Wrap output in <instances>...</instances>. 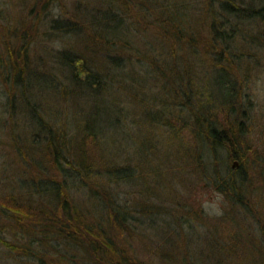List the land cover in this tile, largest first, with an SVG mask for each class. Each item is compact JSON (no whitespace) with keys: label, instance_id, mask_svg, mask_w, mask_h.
Instances as JSON below:
<instances>
[{"label":"trees","instance_id":"obj_1","mask_svg":"<svg viewBox=\"0 0 264 264\" xmlns=\"http://www.w3.org/2000/svg\"><path fill=\"white\" fill-rule=\"evenodd\" d=\"M106 1L107 10L100 12L97 9L83 15L89 27L81 24L78 18H55L48 24L51 34L84 37L85 33H90L89 29L93 30L90 37L94 44H87L84 52L94 55L99 65L85 54L67 49L50 52L48 59H51L52 67L40 61L33 68L25 46L19 48L16 45V51L8 48V52L0 54V78L7 90L4 94L5 110L13 120L11 138L17 154L22 160L27 159L35 171L33 176L20 177L17 186L28 181L29 185L22 193L37 200L34 207L27 201L23 203L11 196H0V243L30 264H148L142 262L139 249L134 246L138 241L145 244L142 232H139L142 222L119 200L116 192L117 184L129 181V171L123 165L117 168L102 158L105 151L100 140L109 139L113 132L122 130L123 124L119 121L123 109L117 108L115 114L107 113V118L103 119L100 116L102 106H95L94 112L87 110V116L83 114L80 118L83 125L76 127L78 116L74 122H65L59 121L57 113L46 112L50 103L44 104L40 100L47 95L55 102L56 108L59 106L57 99L65 98L67 107L82 115V103L75 101L77 97L95 99L91 102L96 103L108 91L112 93L121 89L119 93H129V82L132 81V86L140 85L143 79L134 80L148 69L151 78L161 81L163 99L158 104L159 113L169 115L174 111V114L183 116L188 112L197 138L210 146L216 160L217 151L221 149L229 162L239 159L244 163L245 152L237 157L233 150L250 149L243 136L236 133L233 120L226 117L216 122L209 118V110L215 103L220 104V108L232 104L228 109L230 115L240 113L243 84L232 78V72L223 64L233 65L243 60L238 47L239 44L248 46L251 36L242 34L240 25L255 18L264 22V10L245 6L239 0H202V10L212 23L197 26L191 22L187 28L180 24L187 21V4L180 5L177 0L156 3L160 9L149 8L145 5L146 0H119L118 6ZM46 7L41 12H45ZM132 16L139 20V24L129 23L127 18ZM143 24L146 27L143 28ZM94 30L98 33H92ZM153 31H156V39L144 40L145 34ZM22 32L18 41L30 42L28 33ZM161 38H164L162 44ZM142 42L144 46H141ZM208 65L213 67L212 71L217 66L214 76L199 78L195 70L199 66L207 70ZM204 92L209 98L202 102ZM75 103L79 105L77 109ZM21 108V118L29 129L28 133L19 129L20 117L17 118ZM104 110L108 112V109ZM117 121L120 128L116 126ZM240 125L242 131L243 125ZM75 135H79L78 141L73 138ZM80 140L84 141V147H79ZM29 141L39 146L44 154L48 152L47 158L42 160L44 162H37L34 155L27 158L28 151L26 153L19 145L28 149ZM91 148H94L93 152ZM97 154L104 160H97ZM233 167L228 168L227 176L213 172V182L217 191L230 202L247 205L243 194L251 176L246 168ZM77 187L91 190L89 206H81L73 199L71 192ZM185 238L178 239L180 244H185ZM229 240L234 241L228 244L230 251L227 255L236 251L237 239L230 237ZM260 241L263 244L262 230ZM254 244L258 245L257 242ZM243 249L250 251L251 256L260 253L255 245ZM163 255L174 258V255L161 252L162 260ZM188 257H184L182 264H195L188 261Z\"/></svg>","mask_w":264,"mask_h":264},{"label":"rangeland","instance_id":"obj_2","mask_svg":"<svg viewBox=\"0 0 264 264\" xmlns=\"http://www.w3.org/2000/svg\"><path fill=\"white\" fill-rule=\"evenodd\" d=\"M110 1L116 6L120 3L119 0ZM164 1L152 0L154 4H151L152 2L146 0L145 5L160 9L156 3ZM177 1L180 5L187 4L185 14L188 16L185 17L188 22H180V24L187 28L192 25L191 22L197 26L201 24L210 26L212 22L202 10V0ZM239 2L245 6H252L253 9L264 10V0H239ZM106 3V0H0V54L4 55L8 52V48L14 51L16 45L19 48L25 46V52L28 49L29 62L33 68L40 61H45L52 67V61L48 59L50 52L67 49L85 54L99 65L100 62L94 55L84 52L87 44H94V40L90 37L93 30L89 29L90 33H85L84 37L51 34L48 24L55 18L72 20L78 18L81 24L89 27L83 15L97 9L101 10L100 12L107 10ZM45 5H47L45 12H41ZM133 16L127 18L129 23L133 21L139 24V20ZM142 26L146 27L145 24ZM240 30L242 34L248 33L251 36L248 46L239 44L238 50L242 53L243 60L233 65L226 63L223 65L228 66L232 78L241 80L243 84L241 111L240 113L237 111L233 116L228 110L232 104L220 108V104L215 103L209 110L213 112L212 114L209 112V118L217 120L216 122H221L226 117L233 120L236 124V133L241 134L250 147L241 151L233 150L237 157L245 152L247 157L244 163L239 159H231L229 162L226 153L221 149L217 151L216 160L210 146L197 138L188 112H184L183 116L174 114V111L169 115L159 113L158 104L160 99H163L161 81L151 78L148 69L141 72L139 78L134 80L137 82L143 79L140 85L134 83L135 85L132 86V81L129 82V93L127 91L119 93L121 89L118 91L112 89V93L108 91L102 94L96 103L91 102L95 99L77 97L75 101L82 103V115L77 111L76 113L73 108L67 107L65 98L57 99L59 101L57 108L48 95L47 98L40 100L44 104L50 103L46 112H52L53 115L57 113L59 121L74 122L75 116H78L76 127L83 125L84 122L80 118H83V114L87 116V110L94 112L95 106H102L100 109L103 110L100 112L102 118H107V113L115 114L117 108L123 109L119 121L123 124L122 130L109 134L111 136L109 139L100 140L105 151L102 158L105 160L98 154L95 157L117 168L123 165L122 167H127L129 171V181L117 184L116 192L119 193V200L131 208L142 222L139 232H142L146 245H141L142 242L138 240L134 245L139 249L142 262L182 264L184 257L189 256L188 261H193L195 264L264 263L262 258L264 242L262 244L260 241L261 230L264 231L262 223L264 222V22L261 18H255L241 24ZM16 31L20 33L15 34ZM22 31L28 33L30 42L25 44L18 41ZM154 32L156 33V31L147 32L144 40H155ZM92 33L98 32L94 30ZM162 43L164 38H161ZM141 46H144V42ZM208 66L207 70L200 66L195 70L199 78L207 79L214 76L217 66L215 65L214 71L212 66ZM3 81L0 78V196H11L23 203L27 201L26 203L29 202L35 207L37 200L29 198L30 196L25 197L22 193L29 182L23 181L17 186L20 177L33 176L35 171L28 164L27 159L24 161L20 158L21 155L17 154V148L11 138L13 120L5 110L4 94L7 90ZM204 94L202 102L209 98L205 92ZM75 105L77 109L79 105L76 103ZM104 109H108V112ZM22 112V108L19 109L17 118L18 120L20 117L19 129L28 133L29 129L21 118ZM228 112L229 117L226 115ZM205 117L208 115L206 114ZM119 122L117 121L116 125L118 128H120ZM240 124L243 125L242 131L239 130ZM78 136L75 135L73 138L77 139ZM27 143L28 149L19 145L26 153L28 151L27 158L34 155L37 162H44L42 160L47 158L48 152L44 154L33 141ZM79 147H84V141L80 140ZM93 150L94 148H91L92 152ZM232 166L234 169L246 168L251 176L247 191L243 194V201L247 205L230 202L226 196L217 191L213 182V172L218 171L223 176H227L228 168L231 169ZM86 190L77 187L71 192L73 199L84 207L91 204L88 201L91 198V190ZM184 237H187L185 238L187 241L185 244H180L178 239ZM230 237L237 239L236 251L227 255L230 251L228 244L234 241L229 240ZM253 245L260 253L251 256L252 253L243 248ZM162 248L164 251L161 250ZM161 252L174 255V258L168 259V255L166 257L163 255L162 260ZM0 264L30 263L0 243Z\"/></svg>","mask_w":264,"mask_h":264},{"label":"water","instance_id":"obj_3","mask_svg":"<svg viewBox=\"0 0 264 264\" xmlns=\"http://www.w3.org/2000/svg\"><path fill=\"white\" fill-rule=\"evenodd\" d=\"M234 166H236V165H234Z\"/></svg>","mask_w":264,"mask_h":264}]
</instances>
